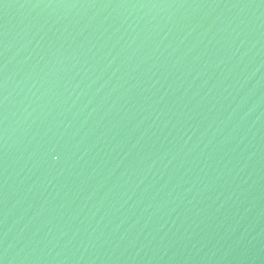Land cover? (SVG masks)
Returning a JSON list of instances; mask_svg holds the SVG:
<instances>
[{"label":"water","instance_id":"1","mask_svg":"<svg viewBox=\"0 0 264 264\" xmlns=\"http://www.w3.org/2000/svg\"><path fill=\"white\" fill-rule=\"evenodd\" d=\"M0 264H264V0H0Z\"/></svg>","mask_w":264,"mask_h":264}]
</instances>
